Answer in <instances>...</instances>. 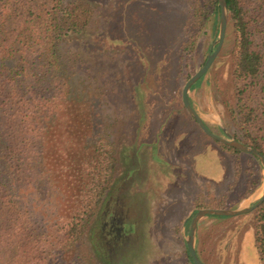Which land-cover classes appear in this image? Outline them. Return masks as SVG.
<instances>
[{
  "label": "rangeland",
  "instance_id": "rangeland-1",
  "mask_svg": "<svg viewBox=\"0 0 264 264\" xmlns=\"http://www.w3.org/2000/svg\"><path fill=\"white\" fill-rule=\"evenodd\" d=\"M77 4L89 12L86 24L73 31L66 10ZM59 5L68 32L65 67L75 92L88 103L87 131L98 112L117 154L114 179L76 243L83 263L193 264L179 233L188 234L197 209L252 204L264 191L262 165L259 185L238 199V189L248 187L249 172L240 168L245 161L204 133L182 102L184 83L216 46L220 10L216 29L211 0H62ZM234 39L228 22L220 51L189 95L214 132L225 135V128L237 138L230 130L236 129L240 116L234 112L241 107ZM35 205V219L50 227L49 205L40 197ZM210 215L197 229L196 249L204 262L264 264L253 211ZM76 247L64 249L68 258ZM60 249L53 250L51 264H59Z\"/></svg>",
  "mask_w": 264,
  "mask_h": 264
},
{
  "label": "trees",
  "instance_id": "trees-1",
  "mask_svg": "<svg viewBox=\"0 0 264 264\" xmlns=\"http://www.w3.org/2000/svg\"><path fill=\"white\" fill-rule=\"evenodd\" d=\"M61 1L0 0V264H51L58 245L59 264H84L76 243L114 179L117 154L110 134L103 133L107 124L97 112L87 131L88 103L75 92L65 67L68 32ZM212 1L217 29L220 8ZM226 1L241 106L234 112L240 116L236 129L230 130L264 154V0ZM88 12L82 4L66 10L68 28L80 31ZM221 144L244 160L240 168L249 172L248 187L238 189L240 200L259 185L261 161ZM38 197L54 214L50 227L35 219ZM252 211L264 261V201ZM74 246L70 259L64 249Z\"/></svg>",
  "mask_w": 264,
  "mask_h": 264
},
{
  "label": "water",
  "instance_id": "water-1",
  "mask_svg": "<svg viewBox=\"0 0 264 264\" xmlns=\"http://www.w3.org/2000/svg\"><path fill=\"white\" fill-rule=\"evenodd\" d=\"M218 5L220 8V17H219V33L217 39L214 41L212 46L216 45L214 49L209 53L207 56L204 64L195 72L193 73L184 83L182 91V102L187 109V111L195 118L201 130L212 137L220 141L223 144L232 146L237 148L241 151L255 154L259 157L262 165L264 166V154L260 152L258 149L249 145L233 136H231L226 130L224 129L225 135H220L214 132L206 123V118L202 116L199 111L192 105L190 101V88L200 79L202 78L211 67L215 57L217 56L218 52L220 51L222 44L224 42L226 31H227V24H228V17H229V10L227 6L226 0H218ZM264 201V191L262 196L252 204H240L235 208H217V207H204L198 208L195 214L192 216L190 225H189V232L185 236L187 249L194 264H207L204 262L198 255L196 249V237H197V229L199 221L206 215H226V216H235L240 215L243 213L250 212L257 208L262 202Z\"/></svg>",
  "mask_w": 264,
  "mask_h": 264
},
{
  "label": "crops",
  "instance_id": "crops-1",
  "mask_svg": "<svg viewBox=\"0 0 264 264\" xmlns=\"http://www.w3.org/2000/svg\"><path fill=\"white\" fill-rule=\"evenodd\" d=\"M211 120L214 121V122H216V121H215L216 119H212V118H211ZM245 198H246V197H245ZM243 199H244V198H243ZM193 204H194V203H193ZM199 222H200V221H199ZM184 228H185V220H184V225H183L182 229H180V230H183V231H184ZM179 234H180V237H181V239L183 240V242L186 243V239H185V237L182 236L183 234H181V232H180ZM216 241H217V243H218V238H217V237H216Z\"/></svg>",
  "mask_w": 264,
  "mask_h": 264
}]
</instances>
